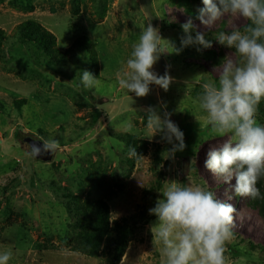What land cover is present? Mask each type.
Here are the masks:
<instances>
[{"label": "rangeland", "instance_id": "374dc122", "mask_svg": "<svg viewBox=\"0 0 264 264\" xmlns=\"http://www.w3.org/2000/svg\"><path fill=\"white\" fill-rule=\"evenodd\" d=\"M188 5L203 7L202 0H149L154 19L144 0H0L5 33L0 47V251H12L9 264H108L107 250L91 257L71 249L77 230L62 202L66 188L82 199L100 197L99 176L121 185L113 186L116 193L108 200L112 221L147 216L137 223L119 264H163L162 245L151 232L156 217L149 209L169 180L200 184L237 209L233 238L225 244L226 264H264V215L250 206V197L237 196L204 167L208 148L226 137L216 136L205 122L198 105L202 87L189 83L196 77L216 79L221 61L239 59L214 34L243 29L248 21L226 15L205 27L188 15ZM28 19L54 33L64 53L70 50L63 69L43 61V52L20 38L18 26ZM189 19L212 47L162 55L154 70L161 75L167 70L173 78L167 91L152 85L149 95L135 97L118 87L116 73L148 23L180 48L181 25ZM83 35L94 47L72 50ZM82 70L97 77V88L82 87ZM150 106L161 116L171 113L184 133V151L168 158L171 145L148 126ZM129 121L131 129L124 126ZM20 130L55 147L54 159L33 158L16 137ZM122 133L137 137L140 145L146 141V153L129 157L128 146L117 138ZM160 180L161 188L156 186Z\"/></svg>", "mask_w": 264, "mask_h": 264}, {"label": "clouds", "instance_id": "9594fccd", "mask_svg": "<svg viewBox=\"0 0 264 264\" xmlns=\"http://www.w3.org/2000/svg\"><path fill=\"white\" fill-rule=\"evenodd\" d=\"M196 19L211 26L222 17L244 18L243 29L221 30L214 34L222 46L235 50L239 59L219 64L216 79L189 83L200 85L198 105L204 120L216 136L226 137L206 152L204 167L240 197L260 198L257 182L264 176V124L257 120L258 107L264 99V0H202ZM184 35L180 48L163 38L158 28L148 23L139 40L116 73L117 85L127 94L145 97L152 85L168 90L173 78L166 70L159 74L154 65L166 53L179 52L190 46L197 51L212 47L204 31H198L192 19L181 25ZM80 84L94 90L100 84L90 71L82 70ZM148 126L154 135L171 145L169 157L186 148L184 133L172 121L171 113L161 116L154 107L146 110ZM125 128L133 127L131 121ZM153 135V136H154ZM34 149V154H39ZM129 157L138 155L129 147ZM149 214L156 217L151 232L162 245L163 264H226L225 244L233 238L237 209L200 184L169 180ZM12 251H0V264H9Z\"/></svg>", "mask_w": 264, "mask_h": 264}, {"label": "trees", "instance_id": "16d2710c", "mask_svg": "<svg viewBox=\"0 0 264 264\" xmlns=\"http://www.w3.org/2000/svg\"><path fill=\"white\" fill-rule=\"evenodd\" d=\"M144 2L146 4L145 9L155 19L156 15L149 7V0H144ZM198 9L192 5H188L186 12L191 18L195 19ZM171 26L181 28L178 24H171ZM18 35L24 42L31 45L34 44L43 52V61L51 65L53 64V67H58V69H63L67 65L68 61L66 57L70 50L64 53L59 49L57 36L38 20L28 19L21 23L18 26ZM4 40L5 33L3 30H0V47ZM93 47L90 37L83 35L75 40L72 50H83L85 48L88 50ZM256 118L264 121V99L259 104ZM26 136L29 135L23 133L21 130L16 133L17 139L28 148L30 155L34 158L30 146L24 141ZM31 136L36 138L34 135ZM117 138L126 143L128 148L135 147L138 155L145 154L147 151L146 145L148 143L142 141V145H140L138 138L131 134L122 133L117 135ZM187 158L190 159L189 156ZM114 185L119 189L121 188V185L116 181L112 183L99 176L96 188L102 191V195L98 198L86 197L82 199L80 195H75L70 188H66L65 193L62 194L63 205L68 214L74 218V225L77 230V233L70 241L71 249L91 257L98 256L100 252L107 250L111 254L108 264H119L121 262L133 239L135 229L138 226L137 223L147 217L145 213H142L140 214L141 216L131 215L121 221H112L111 207L108 200L114 198V194L116 193V190L113 188ZM156 186L162 187L161 180L158 181ZM257 187L260 190L261 197L256 199L250 197L249 204L264 215L263 176L258 180Z\"/></svg>", "mask_w": 264, "mask_h": 264}, {"label": "water", "instance_id": "95a60500", "mask_svg": "<svg viewBox=\"0 0 264 264\" xmlns=\"http://www.w3.org/2000/svg\"><path fill=\"white\" fill-rule=\"evenodd\" d=\"M24 141L30 146L35 159L45 162L52 161L54 159L55 147L49 145L42 139L27 136ZM36 148L40 150L38 155L34 154V149Z\"/></svg>", "mask_w": 264, "mask_h": 264}]
</instances>
